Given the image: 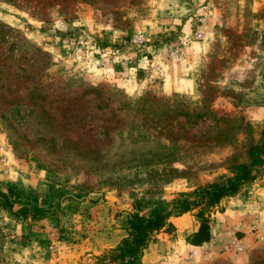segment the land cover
<instances>
[{"label": "rangeland", "instance_id": "rangeland-1", "mask_svg": "<svg viewBox=\"0 0 264 264\" xmlns=\"http://www.w3.org/2000/svg\"><path fill=\"white\" fill-rule=\"evenodd\" d=\"M185 2L0 0V264H32L54 235L73 252L80 204L146 214L230 184L222 199L245 224L224 219V264H264V239L246 233L264 223V0ZM114 247L74 264H113Z\"/></svg>", "mask_w": 264, "mask_h": 264}, {"label": "crops", "instance_id": "crops-1", "mask_svg": "<svg viewBox=\"0 0 264 264\" xmlns=\"http://www.w3.org/2000/svg\"><path fill=\"white\" fill-rule=\"evenodd\" d=\"M177 1L173 0L175 4ZM185 1L187 0H183L184 3H186ZM40 175L39 171L27 167L24 169L22 177L31 176L29 181L33 183L40 178ZM19 177V174L14 171L9 179H19ZM229 202L222 199L218 205L214 206L215 210L209 212V236L200 244H192L186 241V238L191 237L199 226L200 220L194 215V209L178 211L181 208L179 204L167 206L166 209L171 210V214L167 219L166 228L155 232L152 240L142 249L140 264H186L184 260L186 257L191 258L189 263L192 262V264H224L225 261H228L227 258H230V254H235L229 251L228 244L223 251L220 249L222 238L225 237L223 234L228 232L223 230L224 219L227 223L231 222L230 224L233 226H239V221H241L237 220L240 215H236V210H230ZM221 205L225 208L218 211L216 208ZM126 215L129 214L126 211H121L110 200H102L88 205L80 204L76 210L72 211L70 217L78 222L76 226L74 225V232H78L75 243L72 245L73 252H71L72 249L70 252L65 250L67 247L64 245V237L54 235L55 230L54 228L52 230L50 225L48 230H51L50 233L54 235V239L47 238L40 242L43 250L40 249L34 253L36 260L32 264H74L80 256L86 258L92 253L116 246L122 238L127 236L124 228ZM55 217L58 221L56 227L61 226V224L67 225L63 216L56 215ZM228 217H233L236 220H228ZM44 220H46V224L52 221L49 218H44ZM241 224H245V221H242ZM64 227L66 228V226ZM46 231L47 229H45ZM80 233H85V235ZM241 240H245V235L241 236ZM47 247L52 249L51 254L46 251Z\"/></svg>", "mask_w": 264, "mask_h": 264}, {"label": "trees", "instance_id": "trees-1", "mask_svg": "<svg viewBox=\"0 0 264 264\" xmlns=\"http://www.w3.org/2000/svg\"><path fill=\"white\" fill-rule=\"evenodd\" d=\"M236 191L237 185L235 186V184L212 190L210 187H204L197 192V198L180 200L181 208L178 211L194 209V215L200 220L197 231L191 237L186 238L187 242L200 244L208 238L209 209L216 206L225 194ZM25 213L26 208L19 207L13 214L14 216H24ZM170 214L171 210H167L166 207L153 209L143 214L139 202L135 201L133 211L124 221L127 236L114 247L107 261L113 264H140L142 249L152 240L155 232L166 228L165 225Z\"/></svg>", "mask_w": 264, "mask_h": 264}, {"label": "built area", "instance_id": "built-area-1", "mask_svg": "<svg viewBox=\"0 0 264 264\" xmlns=\"http://www.w3.org/2000/svg\"><path fill=\"white\" fill-rule=\"evenodd\" d=\"M203 38V32L201 30L195 29L191 32H188L187 34L180 35L177 38V43L179 45H186L190 40H200ZM131 41L134 44H142L145 39L142 33L137 32L132 34ZM178 47L177 44H169L168 45V54L169 56H176L178 54ZM0 169L3 174H7L10 169L7 167V160L6 157L0 153ZM246 233L253 234L258 239H264V223H259L256 220H252L249 224L246 225ZM239 231V228H234V232ZM230 247L240 249L243 247L241 240L236 237L235 235H232L229 240Z\"/></svg>", "mask_w": 264, "mask_h": 264}]
</instances>
